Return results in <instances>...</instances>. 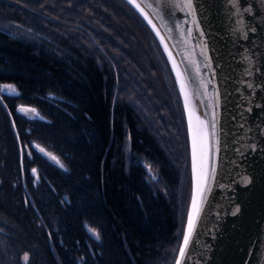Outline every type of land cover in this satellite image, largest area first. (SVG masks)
I'll return each mask as SVG.
<instances>
[{
	"label": "trees",
	"instance_id": "trees-1",
	"mask_svg": "<svg viewBox=\"0 0 264 264\" xmlns=\"http://www.w3.org/2000/svg\"><path fill=\"white\" fill-rule=\"evenodd\" d=\"M13 20L30 31L14 32ZM148 39L155 40L124 0H0L2 79L18 89L16 100L48 112L55 129L48 138L62 145L68 164L31 192L54 238L69 250L78 245L79 255L90 242L87 264H171L178 246L189 187L184 118L167 62ZM4 117L0 111V128ZM0 199V215L20 231L5 249L24 248L25 238L40 248L26 233L34 228L17 224L21 197L0 191Z\"/></svg>",
	"mask_w": 264,
	"mask_h": 264
},
{
	"label": "water",
	"instance_id": "water-1",
	"mask_svg": "<svg viewBox=\"0 0 264 264\" xmlns=\"http://www.w3.org/2000/svg\"><path fill=\"white\" fill-rule=\"evenodd\" d=\"M126 1L161 45L184 115L190 193L173 264H264V0Z\"/></svg>",
	"mask_w": 264,
	"mask_h": 264
},
{
	"label": "rangeland",
	"instance_id": "rangeland-1",
	"mask_svg": "<svg viewBox=\"0 0 264 264\" xmlns=\"http://www.w3.org/2000/svg\"><path fill=\"white\" fill-rule=\"evenodd\" d=\"M153 37V36H152ZM149 43L152 48V52H160L162 57L164 56L163 51L157 44L155 40L148 39ZM159 53L157 56H161ZM165 58V57H164ZM171 129H173L172 126L169 125ZM42 133H43V139H44V144L49 152H55L62 154V149L59 147V144L57 141H49L48 137L50 133L55 132V129L51 128H44L42 127ZM169 143L174 142V135H167L165 136ZM7 149H13L14 144L3 140ZM2 146V145H1ZM1 155H4L5 152L4 150L0 147ZM178 150V156L180 157L181 154H179ZM31 156V155H30ZM39 154H34L31 156V161L28 164H24L22 167V171L25 173L24 175V182H17L14 181L12 178H10L7 175V171L16 173V170L14 167H11L10 169L5 168L4 166L1 165L0 163V186L2 187H7L10 191L13 193L10 195L11 198H14V200L19 201L20 200V187L22 184L29 185L32 183L37 182V179L42 178V170L44 169V165L39 161ZM18 163H21V160H17ZM62 163H59V166ZM61 167V166H60ZM63 168V167H62ZM188 169V167H187ZM35 170V172L33 171ZM1 201V199H0ZM29 202L32 203L30 200ZM20 214L23 216V218H19V216L16 214L17 224L21 223L24 228H34L30 232H26L28 234H31L36 241L39 242L40 248H35L33 245L34 243L30 242L31 240L29 238H23V244L24 248H21V244H18L19 249H15L13 247H10L8 249H5V244L8 242V239H10L9 234L13 232L15 229L16 233H20L19 229L15 227V222L12 225L13 221L9 220L7 218H4L2 215H0V242L2 245H0V258L4 259L7 261L9 264H26L25 262V256H27V264H52V262L58 258H60L62 254L68 255V259L70 261L74 262L75 264H86L88 261L84 258L81 257L79 254H76L73 249L69 250L66 247V244L64 243V240L60 235H57L56 238H54L52 234V230L48 228L46 225L45 227L43 226H38L37 222L32 218V213L30 212V215H28V210L23 209L22 207L18 209ZM32 218V220H30ZM11 221V223H10ZM34 223V224H33ZM56 229V228H54ZM56 242L58 244L63 245V248L67 249V252H59L58 248L56 247ZM169 246V245H167ZM164 245V248L167 247ZM33 248V250H31ZM169 249L171 247L169 246ZM170 254V253H169ZM62 258V257H61ZM169 256L167 258H162V261L167 262ZM97 263V261H96ZM54 264H60L59 262H55ZM148 264H160V258H157L156 263L154 262H149Z\"/></svg>",
	"mask_w": 264,
	"mask_h": 264
},
{
	"label": "snow or ice",
	"instance_id": "snow-or-ice-1",
	"mask_svg": "<svg viewBox=\"0 0 264 264\" xmlns=\"http://www.w3.org/2000/svg\"><path fill=\"white\" fill-rule=\"evenodd\" d=\"M130 2H134V0H130ZM187 6L191 7V0H188V5ZM137 7H139V5H137ZM4 92H7V94H9V95H14V94H16V88H15L14 85H0V93H4ZM20 110L21 111H33V112H35V109H23L22 108ZM41 151H43V149H41ZM53 159H55V157H53ZM60 166L63 167L62 164ZM33 171L35 172V170H33ZM193 209H194L195 212H198V208H197L195 199L193 200ZM193 223H194V218L190 215L189 222H188L189 234H186L184 236V245L185 246L188 243L189 235H190V232H191V228L193 227ZM97 238H99L98 235H97ZM180 255L181 256L184 255V248L180 249ZM24 259H25V262L27 264V259H28L27 256H25ZM177 264H179V261H177Z\"/></svg>",
	"mask_w": 264,
	"mask_h": 264
},
{
	"label": "flooded vegetation",
	"instance_id": "flooded-vegetation-1",
	"mask_svg": "<svg viewBox=\"0 0 264 264\" xmlns=\"http://www.w3.org/2000/svg\"><path fill=\"white\" fill-rule=\"evenodd\" d=\"M10 28L16 33H23L22 28H20V23L18 21H16V20L11 21ZM2 81H3L2 75L0 74V82H2ZM2 101L5 102L6 107L1 105L0 111L3 112V114H4L5 118L7 119L8 123H10L9 122L10 118L15 117V115L17 116V114L14 112L13 98L11 96H3L0 93V103H2ZM25 129L27 130V128H25ZM0 134L3 135V131L2 130L0 131ZM19 144H21V143L19 142Z\"/></svg>",
	"mask_w": 264,
	"mask_h": 264
}]
</instances>
